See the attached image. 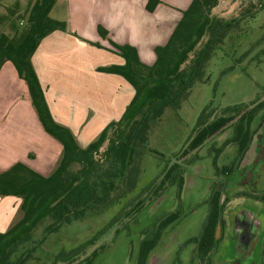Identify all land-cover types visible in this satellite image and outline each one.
Masks as SVG:
<instances>
[{
    "label": "trees",
    "instance_id": "16d2710c",
    "mask_svg": "<svg viewBox=\"0 0 264 264\" xmlns=\"http://www.w3.org/2000/svg\"><path fill=\"white\" fill-rule=\"evenodd\" d=\"M4 1L8 0H0V5ZM55 3L56 0H34L27 12L26 27L13 37L0 34V70L6 62L14 65L28 86L44 130L63 146L62 157L50 176H43L23 163L0 173V196L20 198L23 214L8 231L0 232V264H25L31 260L33 249L43 240L35 243L34 248L27 247L32 244L36 229L47 220H51L52 225L45 237L49 232L81 219L87 210H100L122 196H129L138 186L135 164L141 157V149L148 144L152 125L168 108H179L196 82L208 81L210 75L205 73L204 62L210 57L213 45L225 44L226 37L233 31L239 36H253L258 31L259 37L250 43L249 52L241 58L259 48L256 57L264 56V15L258 16L260 10L264 12V0L257 12L253 5L232 20L213 15L220 0H193L167 44L156 48L153 65L141 62L134 47L112 42L125 64L100 70L123 76L133 86L135 95L120 120L111 122L96 140L82 148L72 130L54 120L32 63L45 37L55 31L68 32L66 22L50 16ZM160 3V0H148L147 10L154 12ZM99 33L103 37L108 35L102 27H99ZM205 37L207 42L197 50ZM212 116L209 108L202 113L185 147L162 171L159 185L153 181L147 186V189H154L153 202L172 186L181 191L185 185V164L190 161V156L219 136L232 131L221 149H217L218 154L224 147L235 144L240 157L247 153L257 135L264 137V88L252 102L227 107L221 115L214 119ZM234 169V166H224L219 171L229 176ZM225 201L222 191L212 187L201 234L190 240L196 244L199 264H216L213 254L221 240L218 235L223 229ZM142 205L143 201H138L133 211L141 210ZM183 217L182 209H178L157 221L140 243L136 264H148L166 230Z\"/></svg>",
    "mask_w": 264,
    "mask_h": 264
},
{
    "label": "rangeland",
    "instance_id": "374dc122",
    "mask_svg": "<svg viewBox=\"0 0 264 264\" xmlns=\"http://www.w3.org/2000/svg\"><path fill=\"white\" fill-rule=\"evenodd\" d=\"M33 2L4 1L0 5V34L13 37L21 32ZM261 4V0H220L213 15L232 20L253 5L257 12ZM261 11L258 16L262 17ZM238 34L233 31L225 44L213 45L204 62L205 73L210 75L208 81L196 82L179 108H168L152 125L148 144L141 149V157L135 164L138 186L129 196H122L100 210H87L81 219L45 237L52 225L47 220L36 229L27 248L43 241L25 264H136L140 243L147 233L157 221L178 209H182L184 217L166 230L148 264H199L196 244L190 240L201 234L212 187L222 191L224 201L227 199L223 229L218 235L221 240L213 262L264 264V137L257 135L243 157L235 144L224 147L218 154L217 149L232 135L230 130L190 156L181 191L172 186L153 202L154 189H147L153 181L159 185L168 161L185 147L206 109L209 108L214 119L227 107L252 102L264 88V56L256 57L260 48L241 58L260 32L253 36ZM219 47L223 49L218 50ZM224 166L235 169L225 176L219 171ZM141 200L143 208L133 211ZM248 223L255 226L245 234L242 227Z\"/></svg>",
    "mask_w": 264,
    "mask_h": 264
},
{
    "label": "crops",
    "instance_id": "0c3cea01",
    "mask_svg": "<svg viewBox=\"0 0 264 264\" xmlns=\"http://www.w3.org/2000/svg\"><path fill=\"white\" fill-rule=\"evenodd\" d=\"M160 1L149 12L148 0H56L50 16L66 22L68 32L45 37L32 63L54 120L70 128L82 148L120 120L135 95L123 76L100 70L125 64L112 42L134 47L141 62L153 65L156 48L167 44L193 0ZM62 154V144L44 130L26 82L6 62L0 70V173L23 163L47 177ZM21 204L18 197L0 196V232L22 218Z\"/></svg>",
    "mask_w": 264,
    "mask_h": 264
},
{
    "label": "flooded vegetation",
    "instance_id": "af4514ba",
    "mask_svg": "<svg viewBox=\"0 0 264 264\" xmlns=\"http://www.w3.org/2000/svg\"><path fill=\"white\" fill-rule=\"evenodd\" d=\"M254 226H255V225H252V223H248V225H246L245 227H242V228H243V232H244L245 234H249V232H252V231H253ZM241 234H242V233H241ZM245 234H244V235H245ZM242 242H244V241H242Z\"/></svg>",
    "mask_w": 264,
    "mask_h": 264
}]
</instances>
